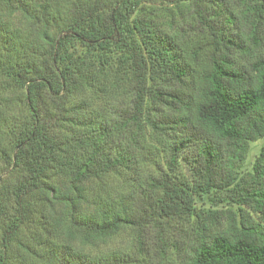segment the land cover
Instances as JSON below:
<instances>
[{
    "label": "trees",
    "instance_id": "1",
    "mask_svg": "<svg viewBox=\"0 0 264 264\" xmlns=\"http://www.w3.org/2000/svg\"><path fill=\"white\" fill-rule=\"evenodd\" d=\"M262 139L264 0H0V264H264Z\"/></svg>",
    "mask_w": 264,
    "mask_h": 264
},
{
    "label": "rangeland",
    "instance_id": "2",
    "mask_svg": "<svg viewBox=\"0 0 264 264\" xmlns=\"http://www.w3.org/2000/svg\"><path fill=\"white\" fill-rule=\"evenodd\" d=\"M264 143V139L258 140L250 144L249 153L243 165V170H249L251 163L253 162L260 146ZM112 185V183H111ZM131 239L127 232H121L113 238L105 241L104 243H98L91 247L90 251L92 254L97 252L105 251H127L130 247Z\"/></svg>",
    "mask_w": 264,
    "mask_h": 264
}]
</instances>
